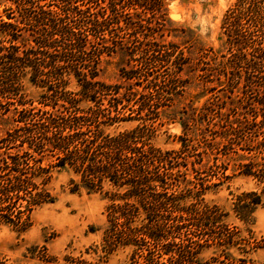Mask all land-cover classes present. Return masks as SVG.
<instances>
[{"label": "trees", "instance_id": "trees-1", "mask_svg": "<svg viewBox=\"0 0 264 264\" xmlns=\"http://www.w3.org/2000/svg\"><path fill=\"white\" fill-rule=\"evenodd\" d=\"M9 1L16 10L0 15V133L1 126L5 128L0 135V223L26 228L36 207L54 202L45 188L51 166H42L51 157L53 166H68L80 177L73 192L80 187L88 193L101 191L107 180L125 188L122 194H112L108 206L105 251L133 247L126 264H201L200 249L210 240L207 231L221 215L219 209L180 206L167 186L179 173L177 164L190 156L196 158L193 166L201 164L202 152L185 137L178 151L152 147L151 123L185 93L188 81L182 73L199 71L206 90L217 79L228 91L229 105L216 95L200 108L191 107L192 113L184 111L187 118L207 120L213 138L252 144L264 160V0H237L227 10L222 22L227 51L221 59L203 48L195 56V33L174 27L163 0ZM138 45L146 49L139 50L137 58ZM118 52L128 65L137 64L122 68L127 84L105 83L100 65L104 57ZM159 67L166 70L155 75ZM27 75L31 84L46 91L44 101L55 102L53 108L62 101L59 109L26 107L28 102L18 94ZM72 79L79 88L76 93L66 91ZM134 80L140 89L129 84ZM107 97L109 105L103 108ZM81 100L94 106L80 108ZM131 119L141 124L115 136L103 129ZM185 126L189 129L187 122ZM202 139L207 140L205 134L198 141ZM254 168L251 164L244 173L263 182L264 163ZM247 196L250 200L238 197L234 207L246 223L261 203L256 192ZM211 240L219 246L223 238ZM42 260L55 261L46 254Z\"/></svg>", "mask_w": 264, "mask_h": 264}, {"label": "rangeland", "instance_id": "rangeland-1", "mask_svg": "<svg viewBox=\"0 0 264 264\" xmlns=\"http://www.w3.org/2000/svg\"><path fill=\"white\" fill-rule=\"evenodd\" d=\"M236 1L163 0L168 18L174 27L182 26L195 33L198 42L195 56H200L202 53L199 48H203L206 53L220 59L227 51L222 22L227 10L232 8ZM15 10L16 6L12 1L0 0V15L5 16ZM121 36L125 41V33ZM168 40L177 42L171 37H168ZM98 42L104 46L111 44L108 41ZM141 49H146L145 45H138L135 57L142 55L139 52ZM136 64L137 61H132L128 65V61L120 52L106 56L100 65L101 80L108 84H127L121 77L122 68L129 69ZM154 70V74L158 75L157 71L166 69L159 67ZM149 71L152 73V70ZM201 73L187 70L182 73V78L188 81L185 93L179 96L172 106L162 110L161 119L151 123L154 133L150 138V144L162 152L178 151L182 147L181 137H185L191 140L190 144H194L198 152H202L201 164L193 166L191 162L196 158L191 156L187 161L177 164L175 171L178 170L179 173L173 174L171 179L168 178L167 186L169 193L176 196V203L180 206L197 204L198 209L204 206L219 209L221 215L212 222L211 231H207L210 240L204 242L200 249V263L264 264V181L260 182L257 178L244 173L251 164H255L254 169L261 166L264 163L263 155L259 154L252 144L239 142L238 138L231 142L219 137L213 138L206 130L207 120L191 118L192 116L187 118L184 111L192 113L191 107L200 108L216 95L229 105L228 91L218 85L217 79L208 84L209 88L206 90L205 83L200 77ZM129 84L133 85V88H141L136 80L130 81ZM21 85L18 97H23L28 102L26 105L28 109L55 112L60 108L62 101H59L55 108L52 106L54 101L50 99L49 102L44 101L42 96L46 91L31 84L29 75L21 79ZM78 90L76 82L72 79L66 91L76 93ZM73 96L79 98L78 95H70ZM101 103L103 108L108 106V97L102 99ZM78 105L80 108H88L94 106V103L81 100ZM10 107L14 109V106ZM128 115L127 111L124 117L128 118ZM186 122L189 129L185 126ZM140 124V121L131 119L114 124L108 123L103 129L106 134L115 136L133 130ZM4 130L5 128L1 126L0 135L4 134ZM253 131L255 130H249ZM203 134L207 140L202 139L199 142L198 139ZM54 163L51 157L42 162L44 167L51 166L50 181L45 188L55 198L54 202L36 207L30 214L26 228L0 223V262L43 264V254L54 258V264H73L70 261L72 258L85 260L89 264L130 262L133 250L131 246L119 247L109 253L104 250L105 231L110 225L108 206L113 202L112 194H122L125 188L115 187L107 180L101 191L88 193L85 188L80 187L73 192L75 185L81 184L80 177L70 167L60 168L53 166ZM186 163L187 168L184 167ZM251 192L261 195V203L255 208L251 221L246 223L235 213L234 207L240 196L250 200L247 193ZM116 202L124 201L117 199ZM225 226L229 230H226ZM212 236L223 238V242L221 241L219 246L216 245L211 240Z\"/></svg>", "mask_w": 264, "mask_h": 264}]
</instances>
